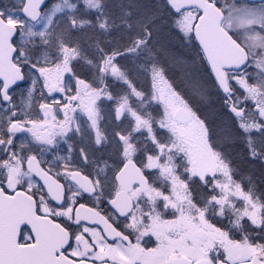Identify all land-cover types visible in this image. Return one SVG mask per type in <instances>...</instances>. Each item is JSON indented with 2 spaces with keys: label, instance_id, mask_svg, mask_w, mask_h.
I'll use <instances>...</instances> for the list:
<instances>
[{
  "label": "snow or ice",
  "instance_id": "6c2138e0",
  "mask_svg": "<svg viewBox=\"0 0 264 264\" xmlns=\"http://www.w3.org/2000/svg\"><path fill=\"white\" fill-rule=\"evenodd\" d=\"M0 264H264V0H0Z\"/></svg>",
  "mask_w": 264,
  "mask_h": 264
}]
</instances>
